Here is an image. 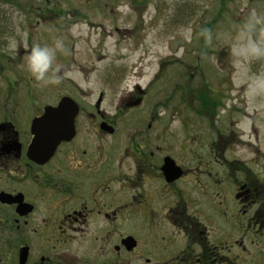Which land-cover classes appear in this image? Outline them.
<instances>
[{"label":"flooded vegetation","instance_id":"af4514ba","mask_svg":"<svg viewBox=\"0 0 264 264\" xmlns=\"http://www.w3.org/2000/svg\"><path fill=\"white\" fill-rule=\"evenodd\" d=\"M16 72L0 66L5 79ZM134 91L113 117L103 92L87 104H42L28 90L0 100V264H264V171L228 155L243 135L232 111L211 103L201 145L152 109L123 118L144 103ZM64 96L74 133L51 154L44 140L30 149L33 121ZM191 105L200 120L207 108Z\"/></svg>","mask_w":264,"mask_h":264},{"label":"rangeland","instance_id":"374dc122","mask_svg":"<svg viewBox=\"0 0 264 264\" xmlns=\"http://www.w3.org/2000/svg\"><path fill=\"white\" fill-rule=\"evenodd\" d=\"M56 40L62 48L47 76L58 82L38 83L25 59ZM0 66L17 71L0 75L6 102L26 101L28 90L42 104L62 95L87 104L103 92L113 117L118 99L139 86L144 103L123 118L152 109L168 118L169 134L197 133L201 145L218 98L243 133L228 155L263 174L264 0H0ZM191 103L207 108L200 120Z\"/></svg>","mask_w":264,"mask_h":264},{"label":"water","instance_id":"95a60500","mask_svg":"<svg viewBox=\"0 0 264 264\" xmlns=\"http://www.w3.org/2000/svg\"><path fill=\"white\" fill-rule=\"evenodd\" d=\"M76 111V103L67 96L62 97L56 107L46 106L43 114L32 123L34 138L30 149L42 150V147L37 145L44 140L48 144L44 151L51 154L59 140L74 133Z\"/></svg>","mask_w":264,"mask_h":264},{"label":"clouds","instance_id":"9594fccd","mask_svg":"<svg viewBox=\"0 0 264 264\" xmlns=\"http://www.w3.org/2000/svg\"><path fill=\"white\" fill-rule=\"evenodd\" d=\"M62 48L60 40H56L51 46L40 44L34 45L25 59L26 70L39 82H58L55 77H48L47 74L52 68L57 50Z\"/></svg>","mask_w":264,"mask_h":264}]
</instances>
